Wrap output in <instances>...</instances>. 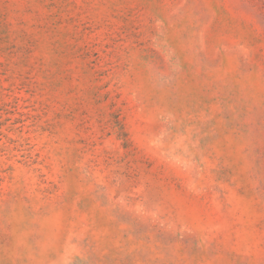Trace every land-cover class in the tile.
Wrapping results in <instances>:
<instances>
[{
    "label": "rangeland",
    "instance_id": "374dc122",
    "mask_svg": "<svg viewBox=\"0 0 264 264\" xmlns=\"http://www.w3.org/2000/svg\"><path fill=\"white\" fill-rule=\"evenodd\" d=\"M0 264H264V0H0Z\"/></svg>",
    "mask_w": 264,
    "mask_h": 264
}]
</instances>
